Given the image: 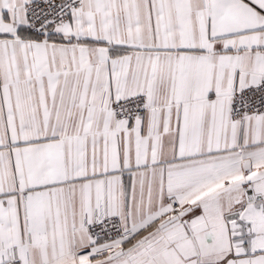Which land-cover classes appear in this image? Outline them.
<instances>
[{
    "label": "snow or ice",
    "instance_id": "obj_1",
    "mask_svg": "<svg viewBox=\"0 0 264 264\" xmlns=\"http://www.w3.org/2000/svg\"><path fill=\"white\" fill-rule=\"evenodd\" d=\"M0 264H264V0H0Z\"/></svg>",
    "mask_w": 264,
    "mask_h": 264
}]
</instances>
